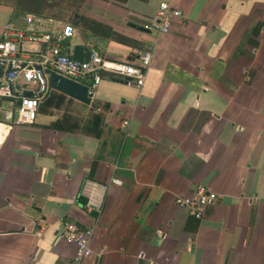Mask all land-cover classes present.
<instances>
[{"label":"crops","instance_id":"1","mask_svg":"<svg viewBox=\"0 0 264 264\" xmlns=\"http://www.w3.org/2000/svg\"><path fill=\"white\" fill-rule=\"evenodd\" d=\"M162 1L183 12L164 34L145 27ZM24 14L0 0V31ZM72 16L51 17L78 29L66 50L151 62L141 87L102 73L88 104L50 88L33 123L0 117V264H72L64 221L93 229L81 264H264V0H84ZM198 186L218 195L200 219L175 204Z\"/></svg>","mask_w":264,"mask_h":264},{"label":"built area","instance_id":"2","mask_svg":"<svg viewBox=\"0 0 264 264\" xmlns=\"http://www.w3.org/2000/svg\"><path fill=\"white\" fill-rule=\"evenodd\" d=\"M182 16L180 9L162 1L154 19L145 27H152L164 34L170 29L171 19ZM22 19L23 26L16 25L10 19L0 31V102L4 100L14 106L16 123L30 124L35 121L38 107L50 90L45 68L76 81L88 78L91 80L88 86L92 90L100 81L102 73L115 75L137 87L143 85L151 62L149 51L142 52L135 62L108 59L91 49L90 59L81 62L64 47V41L77 34L75 26L34 13H25ZM28 44H34L35 48L28 47ZM127 125L128 121H122V127ZM114 182L120 183L118 179H114ZM103 188L104 185L99 183L85 182L83 192L88 197V209L101 212ZM217 196L214 191L198 186L191 196H177L175 204L185 208L190 216L200 219L207 207L217 200ZM92 234V228H79L73 222H63L60 236L75 246L72 264H81L84 258L91 255Z\"/></svg>","mask_w":264,"mask_h":264},{"label":"water","instance_id":"3","mask_svg":"<svg viewBox=\"0 0 264 264\" xmlns=\"http://www.w3.org/2000/svg\"><path fill=\"white\" fill-rule=\"evenodd\" d=\"M75 16L78 15L76 14ZM71 52L72 56L81 62L88 61L91 56V49L88 45L75 44ZM37 68H40V65H37ZM44 71L48 74V84L50 88H54L81 102L90 103L92 89L87 84L58 74L49 68H45ZM25 95L27 96L28 93L26 92Z\"/></svg>","mask_w":264,"mask_h":264},{"label":"trees","instance_id":"4","mask_svg":"<svg viewBox=\"0 0 264 264\" xmlns=\"http://www.w3.org/2000/svg\"><path fill=\"white\" fill-rule=\"evenodd\" d=\"M83 2L84 0H67V3L64 4L63 0H14V8L16 11H21L22 13H34L44 16H51L52 14L51 17L59 20L71 16L70 18L73 21L80 23L85 20L84 17L80 16L74 19L70 11L72 5L78 6Z\"/></svg>","mask_w":264,"mask_h":264},{"label":"rangeland","instance_id":"5","mask_svg":"<svg viewBox=\"0 0 264 264\" xmlns=\"http://www.w3.org/2000/svg\"><path fill=\"white\" fill-rule=\"evenodd\" d=\"M63 1H64V4L67 3V0H63ZM70 4H72V3H70ZM75 9H76V6L72 5L70 13L72 11H75ZM0 107H1L0 108V117L2 119H4L9 114H11V116L15 119L16 111H15L14 106H12V105L8 104L6 101L2 100Z\"/></svg>","mask_w":264,"mask_h":264}]
</instances>
